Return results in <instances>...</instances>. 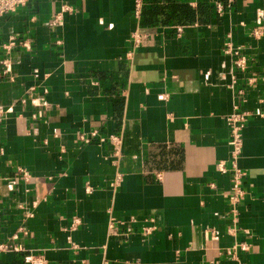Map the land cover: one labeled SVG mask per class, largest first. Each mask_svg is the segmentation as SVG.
<instances>
[{
	"label": "crops",
	"instance_id": "obj_1",
	"mask_svg": "<svg viewBox=\"0 0 264 264\" xmlns=\"http://www.w3.org/2000/svg\"><path fill=\"white\" fill-rule=\"evenodd\" d=\"M136 2L30 0L0 18V244L23 249L0 264H264V0H142L139 18ZM235 113L247 122L232 236L218 164L230 169ZM235 244L249 251L229 257Z\"/></svg>",
	"mask_w": 264,
	"mask_h": 264
},
{
	"label": "built area",
	"instance_id": "obj_2",
	"mask_svg": "<svg viewBox=\"0 0 264 264\" xmlns=\"http://www.w3.org/2000/svg\"><path fill=\"white\" fill-rule=\"evenodd\" d=\"M30 0H0V18L6 15H11L14 14L18 11V9L20 7H25L28 2ZM232 1V0H231ZM142 8H143V2L142 0H137L136 2V7H135V16L137 18H139L141 16V12H142ZM218 10H222V7L220 6V4L218 5ZM71 11V8L69 6H63L61 11L55 16L54 18V23H55V27H57V25H61L63 23L62 19L64 17L65 13H68ZM261 26V21H258V27L255 28L253 30V35L255 37H262L263 33H262V29L259 27ZM178 31L181 32V29H178ZM133 38V42L136 44H139L141 42V37L140 34L138 33V31H134L132 33V37ZM12 43H14V38L11 39ZM11 43V44H12ZM58 44H62L61 41H57ZM28 46V45H27ZM242 52V48L240 47H236L232 42L228 41L226 42V47H225V53L229 54L232 56L234 64L236 65L237 68L239 69H245L246 65H247V58L246 56H244V54H241ZM11 73V63L9 60H5L4 61V70H3V74L4 75H9ZM37 74V73H36ZM253 82L254 79H252ZM159 99L161 101H165L167 100L165 95H161L159 96ZM23 103H27V99H23ZM38 115H33V118L35 120L39 119ZM247 122V116L245 114H241V113H235L233 115H231L230 117H228V126H229V130H230V139H229V147L231 148V152H230V157L228 160L229 163V167H226L224 162H220L218 164L219 167V171L221 173L224 174H228L231 172V181H230V195L228 198V205L230 208V215L232 216V226L229 229V234L232 236H236L239 228H238V223H237V208H238V204H240V202H242V200L245 198V191L243 189V180L245 177V173L244 171L241 169V167H239V160L241 158L242 152H243V133H244V128H245V124ZM97 137V134H93L92 136ZM82 140L85 144H89L91 143V138H87L85 136H82ZM111 141L113 142V145L116 146L115 151L116 153L120 152L119 151V137H112ZM31 176L23 171V178L28 180ZM123 181V176L122 175H118L117 179H115L111 184H110V188L115 189L117 188V186ZM212 187H215L214 185H211ZM87 192L90 193L91 189L87 188ZM78 224V221H75L72 225V227H74V229H76V225ZM143 231L149 235L153 232V228L152 227H144ZM13 240L16 239V236H14L12 238ZM8 249H13L17 252H21L23 249H21V247L18 246H14V245H9V244H0V252L2 251H6ZM242 250V251H249V246L247 244H235L231 250H229L227 252V255L229 257H235L236 256V252L238 250ZM24 263L26 264H48L45 256L42 255H34V254H28L25 256L24 258Z\"/></svg>",
	"mask_w": 264,
	"mask_h": 264
}]
</instances>
